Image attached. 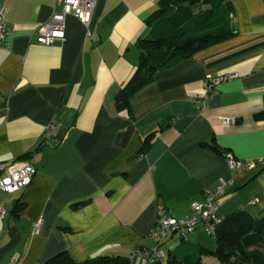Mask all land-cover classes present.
I'll list each match as a JSON object with an SVG mask.
<instances>
[{
    "label": "crops",
    "instance_id": "crops-1",
    "mask_svg": "<svg viewBox=\"0 0 264 264\" xmlns=\"http://www.w3.org/2000/svg\"><path fill=\"white\" fill-rule=\"evenodd\" d=\"M227 1L230 37L156 71L117 108L114 95L138 64L137 39L159 0H96L87 26L68 14L63 40L49 45L37 28L60 9L56 0H0L9 29L0 49V162L36 168L26 188L0 191V264H42L60 251L77 262L126 258L155 244L147 233L158 208L185 217L222 181L217 216L264 215V117L255 116L264 110V0ZM228 73L237 77L220 82L205 108L190 102L206 74ZM51 123L58 135L47 141ZM227 152L250 165L230 169ZM188 241L215 247L201 228ZM179 243L176 234L162 242L163 264ZM201 264L219 263L204 255Z\"/></svg>",
    "mask_w": 264,
    "mask_h": 264
},
{
    "label": "trees",
    "instance_id": "trees-1",
    "mask_svg": "<svg viewBox=\"0 0 264 264\" xmlns=\"http://www.w3.org/2000/svg\"><path fill=\"white\" fill-rule=\"evenodd\" d=\"M231 12L227 0H159L158 7L148 16V31L137 39L138 64L114 95L116 107L127 106L132 94L151 82L156 71L172 67L194 52L230 37L234 31ZM255 116L263 118L264 110ZM155 131L144 136L138 153L145 151ZM212 147L219 151L216 145ZM220 219L211 234L215 239L214 248L180 239L168 253L166 264H201L204 255H214L219 264H264V215L254 217L239 211ZM129 261V256L100 255L77 262L66 251H60L42 264H126Z\"/></svg>",
    "mask_w": 264,
    "mask_h": 264
},
{
    "label": "built area",
    "instance_id": "built-area-1",
    "mask_svg": "<svg viewBox=\"0 0 264 264\" xmlns=\"http://www.w3.org/2000/svg\"><path fill=\"white\" fill-rule=\"evenodd\" d=\"M96 0H56L51 16L37 28V40L41 44L49 45L64 38V22L68 14L74 15L84 25H88ZM6 9L0 7V49L7 44L9 29L4 21ZM237 77L236 73H228L213 76L206 74L203 78L204 92L199 97H191L190 102L198 109L205 108L215 87L222 81ZM234 120L224 117L222 122L230 124ZM58 126L51 123L47 126L44 139L52 140L56 135ZM226 162L230 169H238L249 166L248 162L236 159L230 152L225 153ZM36 173L35 166L28 160L15 159L10 162H0V191L14 193L26 188ZM228 182L222 181L213 191L205 193L201 202L191 203V213L185 217L174 218L165 216V209L158 208L153 227L147 233L148 238L155 241L153 246L136 245L129 254V259H138L142 264H163L166 256L161 247L162 242L171 235L176 234L179 239L187 240L196 229L201 228L211 235L221 219L217 216L218 197L223 193ZM253 199L251 203H255ZM5 214V209L0 206V218ZM10 264H15L13 260Z\"/></svg>",
    "mask_w": 264,
    "mask_h": 264
},
{
    "label": "water",
    "instance_id": "water-1",
    "mask_svg": "<svg viewBox=\"0 0 264 264\" xmlns=\"http://www.w3.org/2000/svg\"><path fill=\"white\" fill-rule=\"evenodd\" d=\"M70 117H71V112H68L65 116V119L63 120V124L61 127L62 131H64L66 126L69 124ZM53 141L55 142L57 141V139H54Z\"/></svg>",
    "mask_w": 264,
    "mask_h": 264
}]
</instances>
